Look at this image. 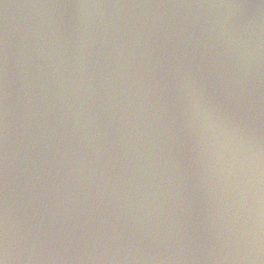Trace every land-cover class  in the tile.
<instances>
[{
	"label": "water",
	"instance_id": "1",
	"mask_svg": "<svg viewBox=\"0 0 264 264\" xmlns=\"http://www.w3.org/2000/svg\"><path fill=\"white\" fill-rule=\"evenodd\" d=\"M181 76L264 150V0H0V158L21 257L38 235L43 264H252L224 237L254 201L212 176Z\"/></svg>",
	"mask_w": 264,
	"mask_h": 264
},
{
	"label": "clouds",
	"instance_id": "2",
	"mask_svg": "<svg viewBox=\"0 0 264 264\" xmlns=\"http://www.w3.org/2000/svg\"><path fill=\"white\" fill-rule=\"evenodd\" d=\"M177 101L187 126L197 136L198 144L209 156L212 176L219 174L234 181L236 203L241 206L249 199L254 201V207L249 208L245 225L229 224L224 238L235 246L237 259L255 264L264 257V150L241 123L223 113L209 99L204 88L196 80L188 76L180 77L177 82ZM12 231L9 227L8 203L5 196L3 222L0 225V264H18L21 259L26 264H43L44 258L38 250V235L31 243L29 237H25L21 257L17 252ZM115 238L118 239L119 235ZM46 259L55 262L56 257L50 255ZM89 259L110 262L115 257L90 256ZM123 259L137 257L125 256Z\"/></svg>",
	"mask_w": 264,
	"mask_h": 264
},
{
	"label": "snow or ice",
	"instance_id": "3",
	"mask_svg": "<svg viewBox=\"0 0 264 264\" xmlns=\"http://www.w3.org/2000/svg\"><path fill=\"white\" fill-rule=\"evenodd\" d=\"M3 97L0 96V100H2ZM3 160L0 158V225H2V216H3V209H4V169L2 167Z\"/></svg>",
	"mask_w": 264,
	"mask_h": 264
}]
</instances>
